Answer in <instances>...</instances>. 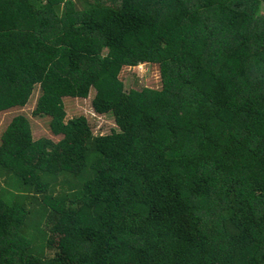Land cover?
<instances>
[{
	"label": "trees",
	"instance_id": "1",
	"mask_svg": "<svg viewBox=\"0 0 264 264\" xmlns=\"http://www.w3.org/2000/svg\"><path fill=\"white\" fill-rule=\"evenodd\" d=\"M81 2L0 0V117L39 89L62 138L2 135L0 264H264V0ZM141 64L159 90H124ZM91 91L108 135L66 121Z\"/></svg>",
	"mask_w": 264,
	"mask_h": 264
},
{
	"label": "rangeland",
	"instance_id": "2",
	"mask_svg": "<svg viewBox=\"0 0 264 264\" xmlns=\"http://www.w3.org/2000/svg\"><path fill=\"white\" fill-rule=\"evenodd\" d=\"M73 1L77 9H82L81 0H69ZM64 10L61 9L60 13L63 14ZM142 67V68H141ZM119 79L123 83L125 91L130 89L141 90L143 88H150L159 90L161 88V79L159 74L158 66L141 64L136 67H124L121 70ZM94 91H91L88 99H74L64 98V106L66 111V121L73 120L79 117H86L88 125L90 127L93 136L108 135L112 131L116 130L117 127L114 123L112 115H97L94 113L91 102L94 98ZM40 97V91L37 89L29 104L24 109H15L10 112L2 114L0 117V143L1 138L8 126L11 124L13 119L19 116H24L30 120L32 125V134L35 142L41 140L52 141L53 143H59L62 138L55 137L50 130V119L49 118H35L33 113L36 110V106ZM91 158V155H90ZM62 184V182H61ZM59 182L58 186L54 191L55 197H61V195L67 193V188L62 187ZM34 239V246L32 247V254L34 257H42L46 252L45 248V236L41 234L40 229L36 223L29 227Z\"/></svg>",
	"mask_w": 264,
	"mask_h": 264
},
{
	"label": "bare ground",
	"instance_id": "3",
	"mask_svg": "<svg viewBox=\"0 0 264 264\" xmlns=\"http://www.w3.org/2000/svg\"><path fill=\"white\" fill-rule=\"evenodd\" d=\"M142 68V67H141Z\"/></svg>",
	"mask_w": 264,
	"mask_h": 264
}]
</instances>
